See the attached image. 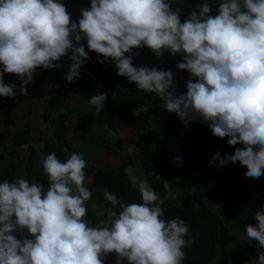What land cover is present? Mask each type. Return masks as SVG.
<instances>
[{
  "label": "clouds",
  "instance_id": "9594fccd",
  "mask_svg": "<svg viewBox=\"0 0 264 264\" xmlns=\"http://www.w3.org/2000/svg\"><path fill=\"white\" fill-rule=\"evenodd\" d=\"M174 4L181 0H90L76 22L64 0H0V96H27L37 69H62L61 58L69 53L64 78L78 80L89 51L95 52L139 92L160 97L185 128L199 121L216 137H228L229 145H243L234 154L217 151V166L238 162L246 177L259 179L264 176V0H220L216 14L203 0L183 21L182 7ZM144 47L157 57H182L176 66L189 74L186 92L175 91L171 71L134 66L136 49ZM5 73L15 75L19 86L6 83ZM107 99L104 92L91 95L96 115ZM148 110L144 105L133 115ZM41 164L47 189L24 178L0 182V264H106L113 253L116 264H183V249L194 239L183 219H163L162 206L175 199L168 182L160 195L147 178L125 168L142 202L124 203L105 191L111 207L93 226L84 219L92 192L84 183L83 154L71 152L62 162L52 152ZM254 219L246 236L264 248V210ZM254 264H264V253Z\"/></svg>",
  "mask_w": 264,
  "mask_h": 264
},
{
  "label": "trees",
  "instance_id": "16d2710c",
  "mask_svg": "<svg viewBox=\"0 0 264 264\" xmlns=\"http://www.w3.org/2000/svg\"><path fill=\"white\" fill-rule=\"evenodd\" d=\"M209 2L212 4L211 14H216L220 0H209ZM195 6L196 4H191L181 14L182 21ZM84 43L88 51L86 42ZM89 55L91 59L87 61L89 65L93 64L90 68L91 73L97 79L107 80L112 90L105 102V109L96 115L94 106L89 105L86 112L78 115L75 107L69 102L73 98L69 95L73 92L65 93L62 100H56L53 104L48 103L51 111L44 114L46 129L50 133L48 137L34 136L33 126L27 121L22 130L15 132L14 146L8 147L6 144L8 133L0 130V182L5 179L15 182L19 178H24L30 183H43L47 189L48 181L43 173L41 160L52 152H55L62 162L69 158L71 152L82 153L86 161V175L92 166V161L98 157L96 152L98 142L116 155H122L124 148L119 140L115 136L104 139L102 134L104 129L119 130L122 105L124 103L137 104L138 107L148 105L149 110L139 114L147 127L142 125L131 140L137 147L138 162L126 156L120 158L116 164H104L95 169L92 176L93 185L85 184V187L90 191L96 188L103 189L104 192L109 191L124 203H141L140 193L132 187L124 173L125 168L131 167L133 174L137 175L135 166L138 164L144 174L143 179H148L157 194L163 195L165 182L169 183L174 196L176 191H180V195L175 196L173 200L165 201L162 207L163 219H183L189 227V237L194 239L191 247L183 249L185 252L183 264H247L251 258L264 253V248H260L255 240H249L242 234L246 232L249 223H256L254 213L264 210V176H261V181L260 178H248L245 175L246 168L238 162L217 166L219 161L214 158L217 151L222 156L234 154L235 149L242 148L243 145H229L228 137L223 139L216 137L207 124L199 121L185 128L175 113L161 106V99L152 105L148 104L149 93L139 92L135 83L118 76L113 62L107 61L101 64L99 61L102 57L95 52L92 54L89 52ZM154 57L155 63L151 67L171 71L173 80L177 84L175 91L186 92L189 76L184 75L186 70H180L176 66L182 57L179 54L173 57L168 53L162 57L155 55ZM60 63L64 64L62 58ZM133 63L135 66V58ZM63 69L38 68L40 75L34 77L33 85L49 83L51 81L49 76L57 72L62 78ZM81 82L83 81L80 77L71 82V86L83 92L89 104L91 95L99 91L93 89L94 85L89 81L84 85ZM73 117L77 118L81 128V132L76 135V144L69 136ZM13 119V117L9 118L10 123ZM157 135H160L172 149L171 163H166L160 151L153 145L152 139ZM36 139L43 141L41 150L33 145ZM64 148H67L68 152H64ZM151 173H156L160 179H155ZM95 201L96 199L93 198L86 202L87 208ZM104 205L103 211L88 209L85 218H88L90 225L94 226L99 220L106 218V210L111 204L107 201ZM116 210L119 211L118 208ZM17 235L20 237L21 233L18 232ZM114 255V253L109 255L106 264H112Z\"/></svg>",
  "mask_w": 264,
  "mask_h": 264
},
{
  "label": "rangeland",
  "instance_id": "374dc122",
  "mask_svg": "<svg viewBox=\"0 0 264 264\" xmlns=\"http://www.w3.org/2000/svg\"><path fill=\"white\" fill-rule=\"evenodd\" d=\"M91 54L92 52L89 51ZM87 62V61H86ZM85 64L82 66L81 70V82L83 85L86 84L87 81H89L92 85L93 89H97L99 92L107 93V95L111 94L112 90L105 79H97L93 76V74L90 71V68L93 66V64ZM155 63V60L151 59L150 61L143 62V60L136 59L135 58V66H140L141 64L151 67L152 64ZM71 64V60L67 57L64 58V69H63V77L55 78L54 80H51L49 83H41L36 86L33 85V82L27 85L28 88V95L24 96L23 94L18 93V95L15 97V99L11 97H3L0 96V130H5L8 133V139H7V146L13 147L15 144L14 134L18 130H22L26 124L27 121H29L33 126L32 134L36 136L37 138H46L50 135L49 131L46 129V124L44 121V114L45 112H50L51 109L49 108V104H53L56 102V100H62V96L66 94H70V97L73 96L69 100L70 104L75 107L77 114L80 115L88 109V101L86 98V95L81 92L79 89H76L71 86V82H68L64 77L65 74L68 72L69 67ZM40 75V72H36L34 74V77H38ZM185 76H189L188 72L184 74ZM60 78L58 82L56 80ZM4 80L6 83H16L18 86L20 84V81L17 79V77L13 74H6L4 76ZM86 80V81H85ZM175 82V81H174ZM44 84V85H42ZM177 86L176 82L174 83V88ZM58 89L57 93L54 94L55 90ZM75 89V90H74ZM55 96V98H54ZM54 99L53 101H51ZM161 98L156 96L154 93H149L147 95V103L152 105L153 103H156ZM51 101V102H50ZM63 108V107H62ZM138 108L137 104L129 105L127 103H124L122 105L120 114H119V122H120V128L118 131H111V130H102L103 138L109 139L112 136H115L119 143L123 146L124 151L122 152V155H116L114 152L106 149L104 145H102L100 142L97 143V154L98 157L92 161V166L89 169V172L86 174V180L85 184L87 186H92V176L95 171V169L103 166L104 164H116L122 157L130 156L133 160L138 162L139 157L137 154V147L132 143V137L134 135H137L139 128L143 125L144 127H147V124L144 123L141 117L139 115H133V112ZM13 117V122L10 123L9 118ZM81 132V128L79 126V121L76 117H73L72 121L70 122V133L69 136L72 139V141L76 144V135H78ZM37 140V141H36ZM33 141V145L38 149L41 150L43 146V141H39L36 139ZM152 143L155 146L157 150L160 151L161 155L163 156L164 161L167 163L170 162V154L172 149L165 143L163 138L160 135L155 136L152 139ZM1 149V147H0ZM24 153V152H23ZM137 177L140 179H143V172L141 170L140 165L135 166ZM260 177V181H261ZM95 190V189H94ZM189 190V189H188ZM92 197L90 200H93V198L96 199L95 202H92L89 204L88 209L90 211H103L104 204H106V200L104 199V191H100L97 189L96 192H93V189L91 190ZM180 195V191H176L175 196ZM97 203V204H95ZM99 203V205H98ZM86 221H89L88 218H84ZM237 234L240 236V233L237 231ZM243 235H246L245 233H242ZM20 235V234H19ZM27 235V233H21V236ZM242 235V236H243ZM255 257L248 260L247 264H254ZM112 264H116V255H114V258L112 260ZM123 264H127V261L125 260Z\"/></svg>",
  "mask_w": 264,
  "mask_h": 264
},
{
  "label": "crops",
  "instance_id": "0c3cea01",
  "mask_svg": "<svg viewBox=\"0 0 264 264\" xmlns=\"http://www.w3.org/2000/svg\"><path fill=\"white\" fill-rule=\"evenodd\" d=\"M64 2L66 3L67 5V10L70 11V14L72 16V19L74 21H77L79 20L80 16H81V8L83 7H87V6H90V0H64ZM203 0H181V4L180 5H177V4H174L173 7H182V12H185L188 7L191 5V4H197V3H202ZM86 42V41H85ZM71 55V53H69V56H66L67 58H69ZM64 58L65 57H62L63 61H64ZM86 64H89L88 61L86 62ZM36 72H40V71H36ZM44 85V84H42Z\"/></svg>",
  "mask_w": 264,
  "mask_h": 264
},
{
  "label": "water",
  "instance_id": "95a60500",
  "mask_svg": "<svg viewBox=\"0 0 264 264\" xmlns=\"http://www.w3.org/2000/svg\"><path fill=\"white\" fill-rule=\"evenodd\" d=\"M136 51L140 53L137 57H135L136 59L140 58L141 60H143V62L150 61L151 59L155 60L154 54L147 47L136 49ZM49 77L50 80H54L55 78L59 77V72H57L55 75H50Z\"/></svg>",
  "mask_w": 264,
  "mask_h": 264
}]
</instances>
